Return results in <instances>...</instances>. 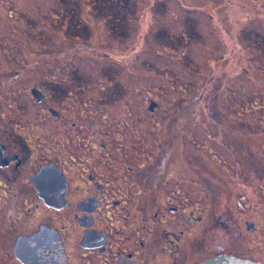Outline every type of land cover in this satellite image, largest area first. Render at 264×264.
<instances>
[{"label": "flooded vegetation", "instance_id": "af4514ba", "mask_svg": "<svg viewBox=\"0 0 264 264\" xmlns=\"http://www.w3.org/2000/svg\"><path fill=\"white\" fill-rule=\"evenodd\" d=\"M26 1L0 0V264H264V124L226 122L218 79L170 107L125 85L134 4Z\"/></svg>", "mask_w": 264, "mask_h": 264}, {"label": "rangeland", "instance_id": "374dc122", "mask_svg": "<svg viewBox=\"0 0 264 264\" xmlns=\"http://www.w3.org/2000/svg\"><path fill=\"white\" fill-rule=\"evenodd\" d=\"M34 1L36 3L26 1V11L33 12L38 8L44 11L50 7L46 3L48 0ZM122 2L134 4L121 6H130L136 15L134 29L130 30L132 39H135L136 58L127 64L128 67L117 71V76L125 85L131 82L137 88H143L147 94L153 87L161 99L159 102L168 106L178 98L192 100L208 92V88H203L205 83L218 79V85L223 90L217 105L218 112L228 116L227 112L238 107V111L226 122L264 124V2ZM124 23L129 24L128 20H124ZM40 24L42 35H52L50 29L54 26L44 25L43 21ZM91 26V40L97 39L99 43L112 41L116 30H108L106 19H94ZM60 28L62 33H59ZM87 28L88 24L79 21L73 24L72 31L75 35H82L87 33ZM55 29L58 32L54 31L53 43L58 44L62 42L64 26L57 25ZM79 38L74 40L80 41ZM113 57L117 61L124 58L118 54H113ZM105 62L110 64L106 59ZM192 104L195 107L194 100ZM200 140L206 145L203 133Z\"/></svg>", "mask_w": 264, "mask_h": 264}, {"label": "water", "instance_id": "95a60500", "mask_svg": "<svg viewBox=\"0 0 264 264\" xmlns=\"http://www.w3.org/2000/svg\"><path fill=\"white\" fill-rule=\"evenodd\" d=\"M200 264H260L249 260L238 259L230 256H215Z\"/></svg>", "mask_w": 264, "mask_h": 264}, {"label": "trees", "instance_id": "16d2710c", "mask_svg": "<svg viewBox=\"0 0 264 264\" xmlns=\"http://www.w3.org/2000/svg\"><path fill=\"white\" fill-rule=\"evenodd\" d=\"M253 1L256 2V3H257V2H258V3H260V2L263 3V2H264V0H253ZM212 3H213V2H212ZM245 14H247V13H245Z\"/></svg>", "mask_w": 264, "mask_h": 264}]
</instances>
